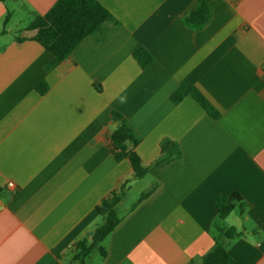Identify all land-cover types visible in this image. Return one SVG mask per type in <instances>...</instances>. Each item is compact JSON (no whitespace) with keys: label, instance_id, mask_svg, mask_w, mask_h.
<instances>
[{"label":"crops","instance_id":"0c3cea01","mask_svg":"<svg viewBox=\"0 0 264 264\" xmlns=\"http://www.w3.org/2000/svg\"><path fill=\"white\" fill-rule=\"evenodd\" d=\"M56 1L0 0V264H69L103 219L96 207L125 182V198L137 185L139 197L154 190L134 208L139 197L127 208L123 199L105 258L87 264H201L216 239L215 201L233 194L247 207L236 225L232 213L218 224L239 232L222 243L237 264H264V0H207L197 31L183 23L196 0H96L118 24L60 63L14 41ZM138 47L152 57L145 69ZM183 82L217 119L190 97L170 101ZM112 112L139 136L143 166L164 146L179 157L133 179L109 152Z\"/></svg>","mask_w":264,"mask_h":264},{"label":"trees","instance_id":"16d2710c","mask_svg":"<svg viewBox=\"0 0 264 264\" xmlns=\"http://www.w3.org/2000/svg\"><path fill=\"white\" fill-rule=\"evenodd\" d=\"M9 17L8 13L3 25L8 22ZM210 17L211 12L207 0H196V7L183 17V23L191 30L197 31L208 23ZM117 24L118 22L96 0H57L46 14L35 16L28 25L19 30L14 36V41L17 44L32 41L48 51L60 63L85 38L95 37L103 26H116ZM132 56L141 69H145L152 62V57L142 47L136 48ZM186 97L193 99L211 118H218V112L202 93L188 82H183L178 86L171 94L170 101L177 105ZM111 117L112 121L117 123V127L109 135L111 142L109 152L116 162L126 160L130 164L133 179L143 178L159 162L179 157L178 150L173 146H164L160 158L150 166H143L136 153V148L140 143L139 136L128 127L120 114L112 112ZM153 190L154 187L142 193L132 208L146 199ZM127 192L128 182H125L118 190L110 192L101 200L96 207V212L103 218V223L95 228L90 240H81L73 246L74 255L69 264H87L94 253L105 258L106 250L103 242L121 223L122 218L119 215L118 206ZM246 207L243 199L237 194L221 196L215 201L217 220H225L236 209L242 214ZM214 227L218 238L229 240L239 236V232L234 227L223 229L216 224ZM201 264L237 263L216 238L211 250L202 258Z\"/></svg>","mask_w":264,"mask_h":264},{"label":"rangeland","instance_id":"374dc122","mask_svg":"<svg viewBox=\"0 0 264 264\" xmlns=\"http://www.w3.org/2000/svg\"><path fill=\"white\" fill-rule=\"evenodd\" d=\"M141 191H142V189L138 185L133 187L131 192L127 195V197L123 201V203L125 202L124 203V207L127 208L129 205L133 204L137 200V198L139 197V194L141 193ZM238 219H239V210L236 209L235 211L232 212V215L226 219V222H227L228 225H231V223L235 224L238 221ZM102 223H103V219H102V221L100 222L99 225H101ZM215 224L216 225L219 224L220 226H222V224H224V222L218 221L216 219ZM216 238L218 239V241H220V243H222L221 238H218V233L217 232H216ZM94 257L99 258V254H97V253L92 254L91 258H94Z\"/></svg>","mask_w":264,"mask_h":264},{"label":"built area","instance_id":"2783aa9c","mask_svg":"<svg viewBox=\"0 0 264 264\" xmlns=\"http://www.w3.org/2000/svg\"><path fill=\"white\" fill-rule=\"evenodd\" d=\"M7 189L10 190V191H15L16 188H15L14 183L9 182V183L7 184Z\"/></svg>","mask_w":264,"mask_h":264},{"label":"water","instance_id":"95a60500","mask_svg":"<svg viewBox=\"0 0 264 264\" xmlns=\"http://www.w3.org/2000/svg\"><path fill=\"white\" fill-rule=\"evenodd\" d=\"M92 235H93V233H92V232H89V233H87V235H86L87 239H88V240H90V239H91V237H92Z\"/></svg>","mask_w":264,"mask_h":264}]
</instances>
